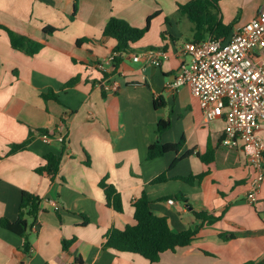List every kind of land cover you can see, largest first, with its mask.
<instances>
[{
  "label": "crops",
  "instance_id": "crops-1",
  "mask_svg": "<svg viewBox=\"0 0 264 264\" xmlns=\"http://www.w3.org/2000/svg\"><path fill=\"white\" fill-rule=\"evenodd\" d=\"M192 1L0 0V24L41 45L27 56L12 49L0 30V219L16 220L22 192L41 198L30 252L22 255V239L0 228V264H148L139 255L102 249L111 228L135 224L132 202L143 190L151 212L165 218L173 233L198 229L190 245L163 252L157 264H264V176L256 203L249 204L254 171L241 144L223 146L224 120L206 122L190 88L171 86L189 60L185 43L229 39L258 15L264 0H198L203 9L196 20L181 9ZM149 17L148 31L117 69L113 63L97 69L116 46L102 35L108 20L141 29ZM219 23L233 26L223 34ZM48 26L56 29L52 35L43 32ZM144 49L168 57L158 67L133 62L130 56ZM253 55L264 61V43ZM106 81L118 90L103 91ZM48 93L56 100H43ZM157 99L162 105L156 108ZM159 121L170 127L158 136ZM40 131L48 133L49 143ZM263 133L262 125L259 137ZM181 138L179 152L146 159L150 145ZM28 139L26 148L11 152ZM48 153L60 158L53 180L34 172ZM163 173L166 181L150 184ZM200 175L192 185L177 179ZM104 178L119 193L122 213L106 206L99 187ZM194 213L218 220L207 224ZM73 238L63 250L62 240Z\"/></svg>",
  "mask_w": 264,
  "mask_h": 264
},
{
  "label": "built area",
  "instance_id": "built-area-1",
  "mask_svg": "<svg viewBox=\"0 0 264 264\" xmlns=\"http://www.w3.org/2000/svg\"><path fill=\"white\" fill-rule=\"evenodd\" d=\"M264 43V4L258 15L238 29L229 39H208L187 42L183 53L189 57L181 64L171 86H188L199 101L206 122L222 118L225 122L222 145L236 147L238 142L254 174L246 196L249 204L257 201L264 176V143L258 130L264 126V61L254 57L253 51ZM112 54L97 69L113 63ZM163 50L144 49L130 56L133 62L154 67L166 60ZM106 92H116L118 85L106 81L101 85ZM44 143L50 137L41 135ZM59 142L63 138L58 139ZM173 204L172 200L168 201ZM37 224L32 227L36 230Z\"/></svg>",
  "mask_w": 264,
  "mask_h": 264
},
{
  "label": "trees",
  "instance_id": "trees-1",
  "mask_svg": "<svg viewBox=\"0 0 264 264\" xmlns=\"http://www.w3.org/2000/svg\"><path fill=\"white\" fill-rule=\"evenodd\" d=\"M217 2L219 0H213ZM191 19H198L202 16L203 6L198 0L192 1L187 5L181 7ZM72 17V16H71ZM152 17L146 20V24L143 28L131 27L128 23L110 18L104 29L102 35L107 38L114 39L116 46L113 49L115 54L113 58L114 70L117 69L122 57L131 51V46L138 42L148 31L149 23ZM233 24L228 26H222L218 24L223 34L228 33L232 29ZM0 30L4 31L8 36L9 44L12 49L22 52L27 56H34L41 49V45L32 39L19 35L0 24ZM56 29L52 27L43 28V32L48 35H52ZM219 31V30H218ZM165 33H162V38H165ZM196 43L199 41H195ZM78 44V43H77ZM77 79L71 80L66 84L67 87L71 86ZM104 91V90H103ZM43 100L48 99L56 100L54 94H41ZM162 105V99L154 101V107ZM170 123L167 121H159L157 124L156 134L159 136L165 130H168ZM41 134H48L46 131H40ZM30 139L26 140L20 145L11 146V152L22 150L26 148ZM184 144V138L175 144H161L159 141L150 145L147 149L146 159L153 160L162 157L168 152H179ZM192 152H188L184 156L191 155ZM201 160L206 161L205 157H200ZM43 165L37 167L34 172L40 176H48L53 180L60 169V158L53 153H48L43 157ZM176 159L173 165L178 161ZM200 176L179 177L178 180L192 185L195 180H199ZM165 173L156 177L150 184H157L166 181ZM99 187L103 190L105 196L106 206L112 208L117 213H122V201L119 193L116 189L106 183V179H102L99 183ZM182 198V197H181ZM41 198L28 192H22L20 196V202L18 206L17 218L14 221H10L6 218L0 219V228L20 237L22 239V245L20 252L22 255H27L30 252L31 244L29 238V232L35 225L38 214L40 213ZM133 218L135 220L134 225H127L124 229L119 230L111 228L106 236V241L102 245L104 250H113L117 253H128L139 255L148 261V264H157L159 257L163 252L175 251L177 248H182L190 245L198 234V229H190L180 233H173L167 224V220L163 217L155 216L149 207V200L146 191H142L140 196L132 202ZM195 217L202 220L207 224H213L218 218L207 215L206 213H194ZM57 217L60 216L57 214ZM220 238L231 239L233 235L221 234ZM75 239L66 241L62 240L63 250H68L74 243ZM81 263V261H76ZM246 264H255L249 262ZM262 264V263H258Z\"/></svg>",
  "mask_w": 264,
  "mask_h": 264
},
{
  "label": "rangeland",
  "instance_id": "rangeland-1",
  "mask_svg": "<svg viewBox=\"0 0 264 264\" xmlns=\"http://www.w3.org/2000/svg\"><path fill=\"white\" fill-rule=\"evenodd\" d=\"M261 137H263V138H264V133L261 135Z\"/></svg>",
  "mask_w": 264,
  "mask_h": 264
}]
</instances>
